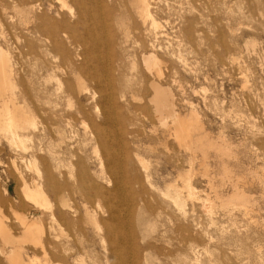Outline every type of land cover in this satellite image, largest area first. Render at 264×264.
<instances>
[{
  "label": "rangeland",
  "instance_id": "1",
  "mask_svg": "<svg viewBox=\"0 0 264 264\" xmlns=\"http://www.w3.org/2000/svg\"><path fill=\"white\" fill-rule=\"evenodd\" d=\"M63 2L66 6L62 12L67 13L72 1ZM101 3L102 28L108 25L112 39L106 42V31L101 27L95 39L80 26L79 40L62 41L60 45L46 32L59 20V3L0 0V48L9 53L16 82L27 88L29 107L35 116L36 128L32 131L39 138L34 137L30 144L39 156H46L49 149L60 154L61 166L53 173L59 184L66 185L63 193L68 206L61 209L59 226L48 235L54 251L65 244L75 253L71 255L87 264H104L100 240L84 218L85 208L92 211L94 205L75 192V180L69 174L86 168L94 182L106 190L112 188L109 170L104 169L108 167L106 157L91 135L96 125L106 127L111 139L122 143L119 155L129 164L126 175L141 180L133 185V200L144 217L155 222L156 231L143 240L139 238L138 245L147 247L155 264H264V0H149L157 29L142 23L131 0ZM97 23L94 18L86 22L96 28L101 26ZM88 51H94L98 60L89 58ZM148 53L159 61L160 75L143 63V55ZM109 78L114 83L113 95L123 100L116 101L115 122L107 128L102 124L101 105ZM152 81L171 94L176 114L198 120L205 137L196 132L190 148L178 145L172 133L173 120L166 114L160 117L156 111ZM60 132L69 138V146L61 144ZM12 158L1 139L0 211L18 237L21 226L14 220L13 211L41 216L47 226L50 211L43 209L39 214L24 200L21 186L24 180L30 183L35 172ZM146 169L154 185L150 188L143 182ZM184 177L189 178L195 196L188 197L180 211L169 203L165 186L173 182L186 195ZM234 184L246 194L243 203L230 198ZM55 206L53 212L59 216ZM82 243L90 244L94 261L83 253ZM152 245L156 248H149ZM37 256L40 260L41 255Z\"/></svg>",
  "mask_w": 264,
  "mask_h": 264
},
{
  "label": "bare ground",
  "instance_id": "2",
  "mask_svg": "<svg viewBox=\"0 0 264 264\" xmlns=\"http://www.w3.org/2000/svg\"><path fill=\"white\" fill-rule=\"evenodd\" d=\"M52 1H56L57 3L60 4L58 7L55 6L56 11L59 12V15H60L59 20L55 21L53 23L52 27L49 28L50 30L46 31V32H48L47 33L48 37L50 39H52L54 41V43L57 39L60 41V45H62L61 44L62 41L66 42L67 40H70V43H72L73 41H75L77 39L79 40L80 36L78 35V32H79L80 26H84L86 31L88 33L93 34L95 39L98 38V37H96V32L99 30L98 28L101 27L103 32L106 31L105 32L106 42H107V40L112 39L111 34H109V32H108V28H109L108 25L104 24L103 28H102V24H101L102 21H104V19H103V15H104L103 10L104 9H103V4L101 3V2H103V0H71L73 6L68 8L67 13L62 12L63 10H65L64 7L66 6L65 3L63 2V0H52ZM131 2H132L131 5H132L133 9L135 10L139 19H141L142 23L145 24L146 22H148L151 26L150 28L157 29L156 27L158 26V24L156 23L155 19L151 15L149 0H131ZM50 7H52V6H50ZM44 11H46V9ZM92 18H94L95 22L98 21L101 24V26L98 25V27L96 28V27H92L91 25L90 26L87 25L86 22L91 20ZM99 23H97V24H99ZM124 34H126L125 30H124ZM85 35H86V33H85ZM89 42H91V41H89ZM74 43H76V42H74ZM79 43H81V41H79ZM53 45H55V44H53ZM58 46H59V44H58ZM75 47H73V48H75ZM95 47H92V48H95ZM69 49H70V46H69ZM69 49H68V51H69ZM81 52H83V51H81ZM93 53H94V51H88L86 55L89 56V58L92 57V60H98V56H96V54H93ZM84 54H85V52H84ZM87 56H86V58H87ZM143 56L144 57H143L142 61H143V63L145 62L147 68L153 69L155 72H157V74L160 75V73H161L160 63L156 59V56L154 54H149V53L147 55H143ZM72 58H73V56H72ZM87 59H85V61H87ZM92 60H90V61H92ZM83 62H84V60H83ZM89 64L91 65V63H89ZM82 69L84 71V68H82ZM85 70H86V68H85ZM94 70H93V72H94ZM86 71H87L86 72V75H87L88 70H86ZM111 72H112V70H111ZM148 72H149V70H148ZM15 74L16 73H14V68H13L12 60H11L9 53L4 51L2 48H0V140L3 139L6 142L7 147L11 153V157L15 158L17 160V163L19 162V165H22L25 168H27L28 170H32L35 172V173H33L34 176L32 177L31 182L28 183L27 180H24L23 185L21 186L22 191H23L24 200L31 203L35 207L36 211H38L39 214H41V211L43 209L49 210L50 214H49V223L47 226V225L43 224L41 216H39V217L32 216L31 217V216L27 215L25 212H18L16 210L13 211L15 214L14 220L17 221L19 223V225L21 226L20 236L16 237L13 235L14 232L12 233L13 229H12L11 225L7 224V222H5L3 220L2 212L0 211V264H2L3 261H5L6 264H87L88 261L86 263L84 261V259L82 260L81 258H77V256H74L75 253L71 251V247L68 245L61 244V246L59 248H57V252H55L54 251L55 246L49 240L48 235H49L50 231L54 230L56 226H59V222H58L57 218L61 217V209L63 210V208L65 209V207L68 206L66 204L67 198H66V196H64V193H63V190L66 189V185H62L61 183L59 184L58 181L55 179V176H54L55 174L53 173L54 170H58L59 166H61L60 165V162H61L60 154H59V152L55 151L54 149H49V150H47L46 156H39L40 154L37 155V153L33 149L34 147H32V145L30 144L32 142V140L34 139V137H37V139L39 138L38 136H35L34 131H32L34 128H36L35 116L29 107L30 97L28 94V90L25 87L19 86L20 84L16 82ZM75 74H76V70H75ZM120 78H121V76H120ZM98 79H101V78H98ZM59 83L60 82H58V84ZM126 85L127 84L125 83L124 86H126ZM152 85H153V88L155 90V93H154L155 95H154L152 101L155 104V107L157 105L156 111L158 112L160 117H162L163 114H166L167 116L171 117V119L173 120L174 127H173L172 133L174 134L173 136L176 137L175 139L180 143V144H178L179 146L182 145V146H184L185 149L190 148L192 141L194 140L193 139L194 134L196 132L198 134H200L201 137H205V135L200 130L201 127H200L198 120L194 116H191L189 118H185L181 115L179 116L178 114H176L174 109H173L174 107H173V100H172L171 94L167 90L160 88V86L157 87L156 83H153V81H152ZM77 86H79V84H77ZM113 89H114V83H113L112 79H110L105 84V89L103 92L104 93L103 102L101 105V113H102V116L104 118V123H102V124L107 125V128L112 127L113 123L115 122V108H114V106H115L116 101L122 97V96H120L119 98L118 97L116 98L113 95ZM71 96L74 97L75 95H71ZM123 98H124V95H123ZM133 98H134V96H133ZM123 105H122V107H123ZM116 115H117L116 117H118V113H116ZM81 119H82V117L78 120H81ZM83 119H82V121H83ZM160 120H162V119H160ZM88 122H90V121H88ZM78 123H79V121H78ZM121 123H123V122H121ZM86 124H87V122H86ZM162 124L166 126V122L164 120L162 121ZM105 125H103V126H105ZM127 125H128V122H127ZM61 129H64V128H61ZM141 129L142 128H140V130ZM163 131H165V130H163ZM163 131H162V133H163ZM61 132L59 133L60 142L65 147H67L70 145V143H69L70 140L68 137H66V135H64ZM155 132H157V131H155ZM142 133H143V131H142ZM151 133H152V131H151ZM92 134H93V138L95 140V143H97L99 145L101 152L104 154V157H106L105 161H106V165L108 167L107 168L103 167V168L105 170L106 169L109 170V172L107 171L108 174L110 173L109 174L110 178L108 181H109V183H112V188L110 190H106L105 189L106 187L104 188L102 185L99 184V182H94L92 180V178L88 175L87 171L85 170L86 168H83V169L78 168V170L74 172L76 174H74L73 170H71L72 172H70L69 174H71V176L73 177V180H75V185L73 188L75 190V192H78L79 194L84 196L86 202L94 205L93 206L94 210H92V211H89L87 208H85L84 213H86L85 215L87 217L85 215H83V216H85L84 218H87V221L92 225L93 232H94L95 236L97 237V239L99 238V240H100L99 242L101 244L100 246L102 247L101 249H102V254H103V256H102L103 257V263L104 264H155L154 263L155 258L153 260V258H151L150 253H148L146 251L147 247H144L143 245L142 246L138 245V243H139L138 239L139 238H141V240H143L145 238V236L150 237L152 235L151 232L155 233V231H156L155 230L156 227H154L155 222L152 221V219L145 218L144 217V211L142 210L141 207L135 205V202L133 200L134 199L133 198V185L140 184L141 180L138 178H135V177L130 178V176H128V174L126 175V173H129L128 172L129 171V168H128L129 164L127 162L125 163L126 160L125 159L122 160L121 159L122 157L120 158V155H119V150L122 152L120 146L123 147V145L119 140H117V138L114 137L113 140L111 139L110 131L108 129H106V127L102 128V126L100 127V126L94 125L91 135ZM167 134H169V133H167ZM207 136H209V135H207ZM140 138H141V136H140ZM196 140H197L196 141V143H197L198 139H196ZM140 142L142 143L143 141L141 140ZM167 145H168V143H167ZM142 146H144V145H142ZM150 146H148V148ZM167 148L169 149L170 147H167ZM73 150H74V148H73ZM76 150L78 151V149H76ZM92 152H93V150H92ZM190 152L194 153L191 150H190ZM72 153H74V152H72ZM91 154L92 153H90V155ZM79 155H80V152H79ZM102 155H101V157H102ZM125 155L126 154H124V157H126ZM62 156H64V155H62ZM135 156L141 162L139 155L135 154ZM104 157H103V160H104ZM101 159H99V160H100V164L102 165ZM71 161H73V160H71ZM87 163L89 164V162H87ZM174 163H176V161ZM138 164L139 165L142 164L144 167H146L144 165V163H138ZM79 165H81V164H79ZM94 166H96V165H94ZM143 166H141V168ZM88 167H89V165H88ZM144 167H143V169H145ZM176 167H178V166H176ZM143 169H141V170H143ZM147 169L149 170V168H147ZM147 169L143 173V176H144L143 182H145L148 185V188H150V186H154V185L151 182L152 178L150 177L151 176L150 173L147 172ZM102 172H100V173H102ZM96 173L98 174L99 172H96ZM201 174H202V176H204L203 173H201ZM93 178H94V176H93ZM61 179L63 180V178H61ZM206 179H208V178H206ZM155 182H156V180H155ZM191 187L189 184V178L184 177L183 178V188L187 190L186 195L185 194L183 195L182 190H180L175 184H173V182L168 183L165 186V195L168 197L169 203L172 206L177 207L181 211L184 209L187 198L195 196ZM192 188H194V187H192ZM150 190L152 191V188ZM205 190H207V189L205 188ZM242 190L239 186H237V184H234L230 198L231 199L233 198V199L239 201L240 203H243L244 201H246V196H245L246 194L243 193ZM219 192H221V191H219ZM247 193H248V191H247ZM77 197H78V195H77ZM216 197L221 198V196L219 194H216ZM247 197H249V196L247 195ZM51 198L53 199V201L51 200ZM80 201H81V198H80ZM201 202H203V200ZM148 203H150V202H148ZM222 203H225V201H222ZM55 204H56V206H55ZM82 205H83V202H82ZM54 206H55V211L56 210L58 211L59 216H56V214L53 212ZM208 208L211 210V206H209ZM82 209H84V206L82 207ZM104 214H106L107 217H105V216L103 217ZM98 215L100 216V218H98L99 217ZM186 219H187V217H186ZM61 223H63V220ZM74 224H76V227H77L78 223L76 222ZM66 225H68V223H66ZM152 239L154 240V238H152ZM152 243H153V241H152ZM152 243H150V244H152ZM153 244H156V243H153ZM81 245H82L81 248L83 249V253L87 256V258H90L93 260L94 256H93L92 251L90 249V244L82 243ZM150 247L156 248V245L149 246V248ZM71 252L74 254L71 255ZM94 252L95 251H93V253ZM54 253H57V254L55 255ZM38 254L41 255L40 260H38L36 258V257H38L37 256ZM184 261L185 260L182 259V262H184ZM198 264H202V263H198Z\"/></svg>",
  "mask_w": 264,
  "mask_h": 264
}]
</instances>
